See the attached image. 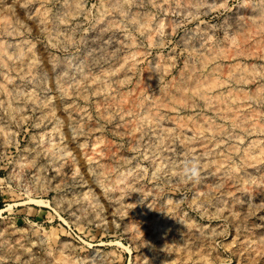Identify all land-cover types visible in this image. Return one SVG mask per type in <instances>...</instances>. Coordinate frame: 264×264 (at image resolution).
Instances as JSON below:
<instances>
[{
  "label": "rangeland",
  "instance_id": "374dc122",
  "mask_svg": "<svg viewBox=\"0 0 264 264\" xmlns=\"http://www.w3.org/2000/svg\"><path fill=\"white\" fill-rule=\"evenodd\" d=\"M0 264H264V0H0Z\"/></svg>",
  "mask_w": 264,
  "mask_h": 264
},
{
  "label": "clouds",
  "instance_id": "9594fccd",
  "mask_svg": "<svg viewBox=\"0 0 264 264\" xmlns=\"http://www.w3.org/2000/svg\"><path fill=\"white\" fill-rule=\"evenodd\" d=\"M180 176L190 183H198L201 177V164L198 158L192 157L183 162L180 169Z\"/></svg>",
  "mask_w": 264,
  "mask_h": 264
},
{
  "label": "bare ground",
  "instance_id": "6f19581e",
  "mask_svg": "<svg viewBox=\"0 0 264 264\" xmlns=\"http://www.w3.org/2000/svg\"><path fill=\"white\" fill-rule=\"evenodd\" d=\"M204 57V56H203ZM202 58V57H201ZM205 62V61H204ZM197 67V66H196ZM215 68V67H214ZM205 77H206V75H205ZM209 77V76H208ZM211 77V76H210ZM194 78H196V77H194ZM212 78V77H211ZM194 81V80H193ZM219 82V81H218ZM213 83V82H212ZM211 84V83H210ZM189 85V84H188ZM191 86V85H190ZM194 88V87H193ZM196 88V87H195ZM209 88V87H208ZM194 90H196V89H194ZM231 90V89H230ZM197 91V90H196ZM229 91V90H228ZM245 91V90H244ZM194 92V91H193ZM217 92V91H216ZM243 92V91H242ZM198 93H200L199 91H198ZM259 93V92H258ZM222 94V93H221ZM253 94V93H252ZM261 94V93H260ZM179 95V94H178ZM209 95V94H208ZM241 95V94H240ZM251 95V94H250ZM183 96V95H182ZM216 96V95H215ZM253 96V95H252ZM177 97V96H176ZM179 97H181V96H179ZM222 97H223V95H222ZM127 99V98H126ZM188 100V99H187ZM125 101V100H124ZM195 101V100H194ZM207 102V101H206ZM138 103V102H137ZM157 103V102H156ZM159 103V102H158ZM209 103V102H208ZM189 104H191V103H189ZM245 104V103H244ZM157 105V104H156ZM161 105V104H160ZM165 105V104H164ZM237 105V104H236ZM214 106H217V105H214ZM225 106V105H224ZM238 106V105H237ZM234 107V106H233ZM143 108V107H142ZM228 108V107H227ZM226 108V109H227ZM157 110V109H156ZM156 112V111H155ZM154 112V113H155ZM149 113V112H148ZM222 113V112H221ZM151 117V116H150ZM243 117V116H242ZM180 119V118H179ZM181 121V120H180ZM182 122V121H181ZM207 124H208V122H206ZM178 124H180V123H178ZM207 124H206V126H207ZM199 125V124H198ZM204 125V124H203ZM169 127V126H168ZM210 127V126H209ZM222 131V130H221ZM216 132V131H215ZM194 133V132H193ZM234 148V147H233ZM231 150V149H230ZM203 152V151H202ZM257 157V156H256ZM255 157V158H256ZM226 158V157H225ZM242 159H244V157L242 158ZM222 162V161H221ZM247 164V163H246ZM251 166V165H250ZM246 167V166H245ZM250 169V168H249ZM254 169V168H253ZM252 170V169H251ZM252 172V171H251Z\"/></svg>",
  "mask_w": 264,
  "mask_h": 264
}]
</instances>
